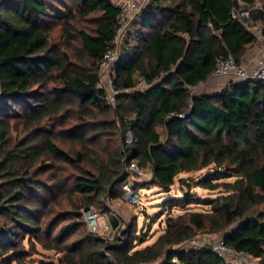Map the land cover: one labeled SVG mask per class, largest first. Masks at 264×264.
<instances>
[{
    "label": "trees",
    "instance_id": "obj_1",
    "mask_svg": "<svg viewBox=\"0 0 264 264\" xmlns=\"http://www.w3.org/2000/svg\"><path fill=\"white\" fill-rule=\"evenodd\" d=\"M242 1L147 0L114 65L111 103L99 66L118 25L116 3L1 0L0 223L7 227L0 257L11 252L22 262L29 235L61 253L59 264H231L209 246L178 247L207 232L223 233L229 246L264 262V86L229 81L214 93L189 87L206 82L220 59L239 63L257 41L251 28L264 22V0L251 19L233 18V9L257 0ZM75 42L85 55L80 66L70 51ZM142 80L147 85L137 87ZM133 160L153 170V185L171 190L179 177L189 189L218 194L169 199L170 208L185 211L169 214L164 232L144 247L134 249L135 239L125 236L109 244L85 229L81 207L99 205L102 194L120 196ZM205 169L194 185L181 176ZM71 192L80 203L43 229L56 196ZM75 231L79 238L67 241Z\"/></svg>",
    "mask_w": 264,
    "mask_h": 264
},
{
    "label": "rangeland",
    "instance_id": "obj_2",
    "mask_svg": "<svg viewBox=\"0 0 264 264\" xmlns=\"http://www.w3.org/2000/svg\"><path fill=\"white\" fill-rule=\"evenodd\" d=\"M144 5L146 0H140ZM1 2V0H0ZM142 5V6H143ZM73 54V59H76L77 65L80 66L85 61H83L80 57H83V52H81V48L79 46V42H75L71 46L70 50ZM79 56V57H78ZM103 83L106 81L105 75L102 74ZM227 81V78H222ZM225 81V82H226ZM137 87L142 88L144 87L141 83L137 85ZM203 87V86H202ZM117 97V94H115ZM2 98H0L1 100ZM51 127V124L48 125ZM163 139L166 138L165 130L163 128L160 129ZM133 135L131 132L127 133L126 139L128 141L132 140ZM65 147L69 149H73L77 147L75 144H68V143H61ZM136 161V160H134ZM137 162V161H136ZM143 174H137L136 172L132 171L130 175H127L128 180L132 184L135 190L140 193L139 201L137 204L133 205L126 201L124 198V189L123 185L121 186V195L117 197H113L111 193L102 194L97 200H101L99 205L94 204L90 206H82V218L81 221L86 224L85 229L89 230L88 223H87V211L89 209H93L94 211H98L102 214L100 218V223H111L113 224V230H101L97 232L102 237L106 239L109 244L115 243L118 239L123 240L125 236L126 239L131 237L135 239V247H144L147 244L154 242L165 230L166 220L171 215H178L185 211V207L183 205H176L173 208H170L168 203L169 199L173 197L179 198L183 197L187 192L191 191L193 196L200 197L202 199H210L217 196V191H211L209 189H205L200 186H193L192 188H188L185 184H182L179 180V177L176 178L175 184L172 186L171 190L163 189L158 185H153L150 180L153 178V170L151 168H142ZM208 169L203 171H195L191 173H183L182 177H191L190 182L194 185V179H197L200 175L206 173ZM74 173L71 169H68L65 173ZM128 174V173H127ZM129 176V177H128ZM233 178L224 179L226 181H232ZM71 185V184H69ZM81 198L74 192L71 193H61L56 196V201L54 202L55 210L49 214V218L43 221L44 227H48L49 221L53 217L59 216L60 212L69 211L73 209V206L77 203H80ZM181 202V201H180ZM179 203V202H176ZM190 207L193 209H204L206 206L201 204L197 205L196 203L190 204ZM57 215V216H56ZM73 218H67L65 220H60V223L54 227L53 235H55L60 226L64 223H68ZM0 223V234L6 229L7 225L3 218H1ZM115 221L117 224H115ZM9 228V227H8ZM129 234V235H126ZM81 233L79 231L73 232L67 241H71L73 239L79 238ZM144 236L146 240L144 242H140L141 237ZM224 236L223 233H207V232H199L196 235V238L200 239H210L216 240L218 237ZM126 241V240H125ZM138 243V244H136ZM22 246H24L29 254L24 257L22 262L17 259L9 258L11 252L5 254L3 257H0V264H41V260L44 261H54L55 264H59V259L61 253H58L54 249H47L41 243L34 242L29 239V235L21 242ZM262 261V260H261ZM263 262V261H262ZM264 263V262H263Z\"/></svg>",
    "mask_w": 264,
    "mask_h": 264
},
{
    "label": "built area",
    "instance_id": "obj_3",
    "mask_svg": "<svg viewBox=\"0 0 264 264\" xmlns=\"http://www.w3.org/2000/svg\"><path fill=\"white\" fill-rule=\"evenodd\" d=\"M119 6V12L117 14L118 25L112 39L111 46L105 52L103 59L99 66L100 81L99 86L105 88L108 92V99L111 103H115V94L118 91L113 86V74L114 65L116 61L120 58L122 45L126 32L128 31L132 21L140 11L142 7V2L140 0H112ZM147 1V0H146ZM145 1V2H146ZM242 3V0H239ZM262 2L257 0L251 7H240L232 10L231 15L233 18H246L251 19L252 10L256 8H261ZM252 21V20H251ZM252 30L256 34L264 35V22L253 23ZM102 74L105 75L106 81L103 83ZM219 78H227V82H240V81H254L261 82L264 86V57L257 61L254 68H247L240 63L233 56H229L218 61L217 68L213 74ZM141 84L145 87L147 83L141 81ZM192 90L199 88L198 85H189ZM1 95V81H0V98ZM132 171L137 174H143L140 165L136 161H131L129 165L126 166L127 175H130ZM129 177V176H128ZM124 198L130 204H137L139 201L140 193L134 189L128 178L123 182ZM87 223L89 230L92 232H100L101 230H113V224L100 223V218L102 214L93 209L87 211ZM211 247L220 256L225 258L231 264H264L260 258L254 257L250 254L238 251L237 249L229 246L225 242L224 236L218 237L215 241L210 239H200V238H190L178 247L185 249L188 248H201V247Z\"/></svg>",
    "mask_w": 264,
    "mask_h": 264
},
{
    "label": "crops",
    "instance_id": "obj_4",
    "mask_svg": "<svg viewBox=\"0 0 264 264\" xmlns=\"http://www.w3.org/2000/svg\"><path fill=\"white\" fill-rule=\"evenodd\" d=\"M252 29V28H251ZM254 32V31H253ZM264 57V35L257 34V41L255 44L241 57L240 64L251 69L254 68L257 64V61ZM226 80L216 77L212 75L206 82L201 83L199 85V88L196 89L194 92H202L207 91L210 93L217 92L225 87L227 84ZM203 86V87H202ZM163 127H158V131L161 134V138H163V135L160 131V129ZM165 130V136H166V129Z\"/></svg>",
    "mask_w": 264,
    "mask_h": 264
},
{
    "label": "water",
    "instance_id": "obj_5",
    "mask_svg": "<svg viewBox=\"0 0 264 264\" xmlns=\"http://www.w3.org/2000/svg\"><path fill=\"white\" fill-rule=\"evenodd\" d=\"M1 95L3 96V91H1Z\"/></svg>",
    "mask_w": 264,
    "mask_h": 264
}]
</instances>
